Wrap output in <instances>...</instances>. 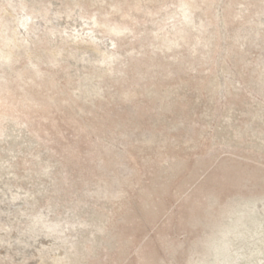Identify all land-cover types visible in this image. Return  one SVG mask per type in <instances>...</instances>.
Segmentation results:
<instances>
[{
	"label": "rangeland",
	"instance_id": "1",
	"mask_svg": "<svg viewBox=\"0 0 264 264\" xmlns=\"http://www.w3.org/2000/svg\"><path fill=\"white\" fill-rule=\"evenodd\" d=\"M0 264H264V0H0Z\"/></svg>",
	"mask_w": 264,
	"mask_h": 264
}]
</instances>
